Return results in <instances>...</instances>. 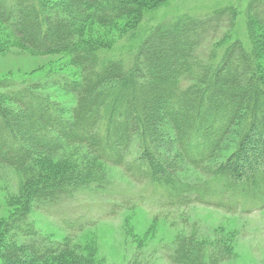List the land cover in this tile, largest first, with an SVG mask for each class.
Segmentation results:
<instances>
[{
    "label": "trees",
    "instance_id": "obj_1",
    "mask_svg": "<svg viewBox=\"0 0 264 264\" xmlns=\"http://www.w3.org/2000/svg\"><path fill=\"white\" fill-rule=\"evenodd\" d=\"M139 4L0 0V24L13 30L20 45L40 55L69 53L81 71L80 81L61 83L76 97L69 118L61 104L39 94L37 85H12L0 92V172L19 173L27 199V207L2 229L21 238L20 244L0 247L6 264H40L70 255L71 242L97 221L86 214L58 218L68 239L61 243L42 237L30 212L50 214L85 193H105L110 182L102 164L123 169L134 183L153 191L109 203L102 219L141 208L154 220L191 228L190 234L164 247L169 264L230 259L225 251L197 242V224L182 219L192 206L234 215L264 208V80L259 67L264 58V0H251L245 10L250 48L235 37L238 10L233 6L204 18L184 14L164 22L129 64L81 42L87 24L111 26L138 15ZM240 123L234 152L222 163L214 162ZM162 144L176 156H163L157 149ZM73 147L85 151L84 166L37 183L46 179L35 164L37 157L60 156ZM134 148L137 153L129 159ZM181 157L200 181L179 177Z\"/></svg>",
    "mask_w": 264,
    "mask_h": 264
},
{
    "label": "rangeland",
    "instance_id": "obj_2",
    "mask_svg": "<svg viewBox=\"0 0 264 264\" xmlns=\"http://www.w3.org/2000/svg\"><path fill=\"white\" fill-rule=\"evenodd\" d=\"M134 1L141 3L138 15L118 20L111 26L89 23L81 35V42L98 47L99 53L105 57L123 60L129 64L130 57L143 41L164 22L184 14L204 18L220 8L233 6L238 10L235 37L246 48H250L252 44L245 15L251 0ZM259 67L264 80V58L259 59ZM80 79L81 71L72 64L71 54H36L17 42L10 27L0 24L1 93L13 87L12 85H37L39 94L61 104L65 110L64 116L69 118L76 97L61 83L64 80L75 82ZM4 103L16 108L8 101ZM165 130L168 133L167 127ZM241 131L240 123L226 139L214 162L222 163L234 152ZM157 149L165 157L176 156V151L170 153L166 144ZM133 151L129 159L137 153V148ZM84 158L85 151L81 147L66 148L60 156L55 157L40 154L35 164L43 171L46 179L37 183H46L72 172L77 167L82 168L85 164ZM178 162L183 167L180 178L188 182L200 181L201 176L182 157ZM102 170L110 182L105 193H85L50 214L33 210L30 212V221L40 235L61 243L68 242V239L58 226V218L73 219L86 214L93 222L97 221L94 227L86 229L71 242L74 250L69 256L60 261L48 260L40 264H169L165 259L164 247L173 245L181 237L190 234L191 228L186 224L173 227L166 219L154 220L149 211L141 208L125 211L115 219H102L103 211L109 209V203L153 193L147 185L134 183L119 167L102 164ZM24 190L19 173L10 169L0 172V247L7 246L8 243H21V238L15 234L8 235L2 229L17 211L27 207ZM182 219L189 224H197L198 243L218 248L228 254L230 259L220 264H264V208L234 215L195 205L183 214ZM24 261H29V258ZM0 264H6L1 256Z\"/></svg>",
    "mask_w": 264,
    "mask_h": 264
}]
</instances>
